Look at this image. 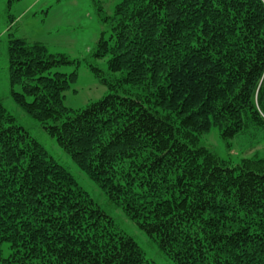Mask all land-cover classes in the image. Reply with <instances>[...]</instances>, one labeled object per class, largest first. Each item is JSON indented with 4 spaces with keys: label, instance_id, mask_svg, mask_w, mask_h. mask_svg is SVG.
<instances>
[{
    "label": "trees",
    "instance_id": "obj_1",
    "mask_svg": "<svg viewBox=\"0 0 264 264\" xmlns=\"http://www.w3.org/2000/svg\"><path fill=\"white\" fill-rule=\"evenodd\" d=\"M102 20L107 94L66 107L76 71L51 70L73 61L11 38L12 101L176 264H264V157L199 145L264 128V0H121ZM0 264H157L1 100Z\"/></svg>",
    "mask_w": 264,
    "mask_h": 264
},
{
    "label": "rangeland",
    "instance_id": "obj_2",
    "mask_svg": "<svg viewBox=\"0 0 264 264\" xmlns=\"http://www.w3.org/2000/svg\"><path fill=\"white\" fill-rule=\"evenodd\" d=\"M121 0H0V100L3 107L15 117L16 123L27 130L63 166L78 185L89 194L99 208L113 221L117 231L132 237L143 250L144 256L157 264H176L168 258L137 224L129 219L120 207L108 201L100 188L72 162L55 139L33 118L21 110L11 99L7 72V44L11 38H22L28 43L40 42L50 53L65 54L73 62L52 69V72L76 71V80L63 93L66 107L80 109L101 99L107 87L95 76L90 66L99 69L106 79L120 73L107 69V56L93 55L101 32L110 34L109 21L114 6ZM20 91L19 87H15ZM199 145L213 151L230 165L243 158L264 157V128H249L232 138L222 139L217 128L212 127L199 136ZM7 255V251H4Z\"/></svg>",
    "mask_w": 264,
    "mask_h": 264
}]
</instances>
